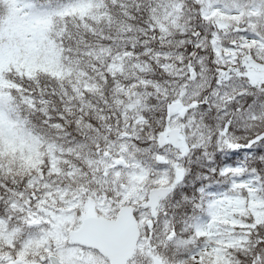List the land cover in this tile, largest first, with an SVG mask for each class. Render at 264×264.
I'll return each instance as SVG.
<instances>
[{
    "label": "snow or ice",
    "instance_id": "1",
    "mask_svg": "<svg viewBox=\"0 0 264 264\" xmlns=\"http://www.w3.org/2000/svg\"><path fill=\"white\" fill-rule=\"evenodd\" d=\"M0 264H264V0H0Z\"/></svg>",
    "mask_w": 264,
    "mask_h": 264
}]
</instances>
